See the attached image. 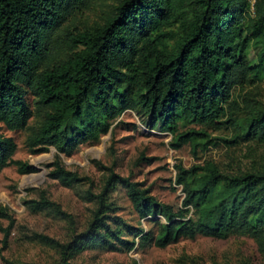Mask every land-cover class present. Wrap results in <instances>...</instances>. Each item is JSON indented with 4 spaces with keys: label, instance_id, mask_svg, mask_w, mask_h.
I'll list each match as a JSON object with an SVG mask.
<instances>
[{
    "label": "trees",
    "instance_id": "trees-1",
    "mask_svg": "<svg viewBox=\"0 0 264 264\" xmlns=\"http://www.w3.org/2000/svg\"><path fill=\"white\" fill-rule=\"evenodd\" d=\"M89 0H0V122L22 129L32 116L26 93L36 98L45 118L28 138L33 152L54 147L71 154L77 146L105 134L111 121L139 108L150 122L174 134L175 147L206 138L194 129L177 132L178 122L219 126L234 122L244 135L264 142V108L241 121L222 119L231 88L264 75V0H122L102 24L75 33L64 23ZM248 40L262 44L253 66L245 54ZM198 141V142H199ZM14 140L0 133V172L9 163L19 173L35 168L12 158ZM50 177L65 186L83 180L64 168L58 156ZM182 208L159 202L138 183L113 172L105 187L87 198L96 202L88 226L63 248L130 250L140 237L163 247L197 235L226 238L240 232L264 250V170L239 175L177 166ZM123 185L140 217L162 216L156 235L109 216L105 190ZM52 206L45 197L31 208ZM192 210V216L187 213ZM0 217L9 219L5 207ZM61 264H72L63 260Z\"/></svg>",
    "mask_w": 264,
    "mask_h": 264
},
{
    "label": "rangeland",
    "instance_id": "rangeland-1",
    "mask_svg": "<svg viewBox=\"0 0 264 264\" xmlns=\"http://www.w3.org/2000/svg\"><path fill=\"white\" fill-rule=\"evenodd\" d=\"M120 1L89 0L64 26L75 33L102 24ZM253 1L248 0L250 16H254ZM241 26L247 43L245 54L255 66L262 44L247 39V19ZM251 77L231 88L223 120L231 117L241 121L263 110L264 75ZM26 100L32 116L24 128L10 130L0 122V133L16 143L12 158L35 168L34 172L22 174L14 163H9L0 172V207H5L13 219L10 225L9 219L0 217V264H61L63 260L72 264H264V250L251 236L240 232L226 238L180 237L163 247L129 235L135 241L130 250L95 247L74 252L71 248L64 249L92 219L96 202L89 200L87 193L101 192L111 172L138 183L147 195L176 210L182 208L184 198L182 185L176 183L177 166L189 169L212 164L227 175L263 171L264 142L244 135L231 121L219 126L184 121L178 122L177 132L194 129L207 136L199 142L175 147L173 133L154 126L146 114L135 108L114 118L98 140L80 144L71 154L58 153L54 147L33 152L28 138L45 114L37 109L36 98L30 91L26 93ZM57 156L64 168L83 180L68 187L50 177L51 165ZM104 193L112 208L107 215H117L149 236L156 235L158 221L165 222L162 216L140 217L120 183L109 186ZM41 197L52 206L32 209L31 201ZM187 216H192V210Z\"/></svg>",
    "mask_w": 264,
    "mask_h": 264
},
{
    "label": "built area",
    "instance_id": "built-area-1",
    "mask_svg": "<svg viewBox=\"0 0 264 264\" xmlns=\"http://www.w3.org/2000/svg\"><path fill=\"white\" fill-rule=\"evenodd\" d=\"M254 2H255V1H253L252 6H253Z\"/></svg>",
    "mask_w": 264,
    "mask_h": 264
}]
</instances>
